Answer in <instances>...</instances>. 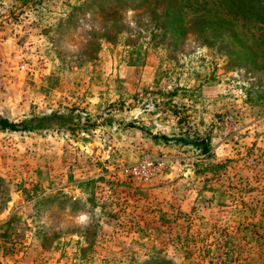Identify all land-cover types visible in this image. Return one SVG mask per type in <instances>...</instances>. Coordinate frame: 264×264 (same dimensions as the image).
Listing matches in <instances>:
<instances>
[{"label":"rangeland","instance_id":"1","mask_svg":"<svg viewBox=\"0 0 264 264\" xmlns=\"http://www.w3.org/2000/svg\"><path fill=\"white\" fill-rule=\"evenodd\" d=\"M249 4L0 0V264H264Z\"/></svg>","mask_w":264,"mask_h":264},{"label":"trees","instance_id":"2","mask_svg":"<svg viewBox=\"0 0 264 264\" xmlns=\"http://www.w3.org/2000/svg\"><path fill=\"white\" fill-rule=\"evenodd\" d=\"M222 1H227L229 4L234 5L235 4V12H237L240 15L246 16L248 13H250L251 10V5L249 4L250 0H222ZM169 9H171V6L169 7ZM171 11V10H170ZM174 13V15L178 14V10L177 11H172ZM250 56H253L252 54H250ZM15 123L8 121L6 118H2L0 117V129H13L15 128ZM200 141H202V139H200ZM201 148L202 150H206L207 145L206 143L202 142L201 143Z\"/></svg>","mask_w":264,"mask_h":264},{"label":"built area","instance_id":"3","mask_svg":"<svg viewBox=\"0 0 264 264\" xmlns=\"http://www.w3.org/2000/svg\"><path fill=\"white\" fill-rule=\"evenodd\" d=\"M160 166H161L160 161H156L155 163H152L150 161H144L143 172L140 174V176L146 179L154 171L158 170Z\"/></svg>","mask_w":264,"mask_h":264}]
</instances>
